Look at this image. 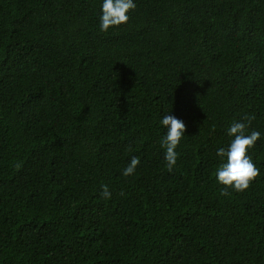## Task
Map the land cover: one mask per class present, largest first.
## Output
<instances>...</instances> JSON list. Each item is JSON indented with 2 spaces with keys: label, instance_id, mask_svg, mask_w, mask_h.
<instances>
[{
  "label": "trees",
  "instance_id": "1",
  "mask_svg": "<svg viewBox=\"0 0 264 264\" xmlns=\"http://www.w3.org/2000/svg\"><path fill=\"white\" fill-rule=\"evenodd\" d=\"M102 3L0 0V264H264V0H134L107 32ZM252 113L260 175L221 196Z\"/></svg>",
  "mask_w": 264,
  "mask_h": 264
},
{
  "label": "clouds",
  "instance_id": "2",
  "mask_svg": "<svg viewBox=\"0 0 264 264\" xmlns=\"http://www.w3.org/2000/svg\"><path fill=\"white\" fill-rule=\"evenodd\" d=\"M135 7L134 0H103L100 31L107 32L110 28L126 24L129 20L128 12L134 10ZM255 119V113H252L244 115L241 122L233 121L227 129V135L233 139L230 140L227 147H220L217 150L216 155L220 158V163L215 170V179L218 184L223 186L220 192L221 196H230L232 191L242 193L248 190L252 182L260 175V170L249 155V150L254 148L261 135L256 130L247 132ZM160 124L167 130L161 138L160 144L165 150L164 159L167 170L171 172L177 162L176 149L184 137L186 126L181 120L170 114L164 115ZM139 163L138 157H132L129 164L123 169L122 175L124 177L133 175ZM15 167L19 168L21 164L18 163ZM100 195L104 199L111 198L108 185H101Z\"/></svg>",
  "mask_w": 264,
  "mask_h": 264
}]
</instances>
